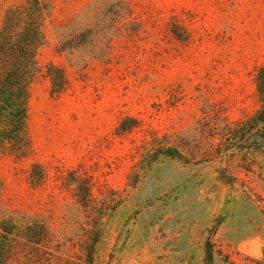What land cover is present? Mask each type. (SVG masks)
Here are the masks:
<instances>
[{"label":"rangeland","instance_id":"rangeland-1","mask_svg":"<svg viewBox=\"0 0 264 264\" xmlns=\"http://www.w3.org/2000/svg\"><path fill=\"white\" fill-rule=\"evenodd\" d=\"M26 1L0 0V32ZM45 4L28 145L0 152V264H82L97 228L94 264H203L208 239L214 264H264V157L210 156L259 109L264 0Z\"/></svg>","mask_w":264,"mask_h":264},{"label":"trees","instance_id":"trees-1","mask_svg":"<svg viewBox=\"0 0 264 264\" xmlns=\"http://www.w3.org/2000/svg\"><path fill=\"white\" fill-rule=\"evenodd\" d=\"M47 15L45 0H27L25 4L8 11L0 32V152L8 148L21 151L28 145L26 128L29 87L41 73L38 55L46 44ZM256 85L258 111L253 117L226 127L210 155L215 160L234 152L242 154L245 159L264 157V67L256 75ZM169 158L185 165L191 164L178 154L169 155ZM244 170L246 175L255 174L252 165ZM256 197L264 211V198ZM218 227L219 224H216L211 228V235L216 233ZM29 229L31 233L25 235L23 240L29 246H41L45 241L44 227L34 225ZM92 233L93 237L85 243L82 264L95 262L96 248L102 234L99 228ZM215 254V246L208 239L204 245L203 264H214Z\"/></svg>","mask_w":264,"mask_h":264}]
</instances>
